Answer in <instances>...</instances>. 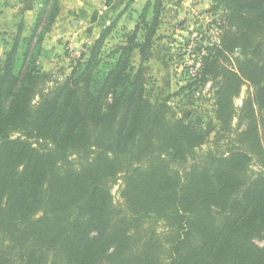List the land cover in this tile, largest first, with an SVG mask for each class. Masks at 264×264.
<instances>
[{
	"label": "trees",
	"instance_id": "1",
	"mask_svg": "<svg viewBox=\"0 0 264 264\" xmlns=\"http://www.w3.org/2000/svg\"><path fill=\"white\" fill-rule=\"evenodd\" d=\"M59 1L0 31V264H264V171L248 176L264 170V0H213L220 42L187 86L212 83L223 133L242 83L256 92L227 151L199 155L207 133L153 99L144 68L164 0L113 45L111 23L56 81L38 63ZM236 50L238 72L222 69Z\"/></svg>",
	"mask_w": 264,
	"mask_h": 264
},
{
	"label": "crops",
	"instance_id": "2",
	"mask_svg": "<svg viewBox=\"0 0 264 264\" xmlns=\"http://www.w3.org/2000/svg\"><path fill=\"white\" fill-rule=\"evenodd\" d=\"M154 0H60L59 14L55 23L46 35L43 43L44 53L39 59V66L43 72L69 73L76 53L88 52L100 35L111 23L117 21L116 29L109 38L122 40L124 32L135 29L138 18L148 2ZM42 5V0H7L0 3V31L12 34L16 26L25 21L27 29L36 23ZM210 0H164L163 22L155 36L153 47L144 68L148 76L154 77L156 88L171 91L173 81L169 54L173 51L174 37L178 38V24L187 22L191 16L188 8L206 10L210 7ZM171 41V43L169 42ZM116 44V43H114ZM81 56V55H80ZM134 63L141 64L140 56L135 53ZM58 78H56L57 80Z\"/></svg>",
	"mask_w": 264,
	"mask_h": 264
},
{
	"label": "rangeland",
	"instance_id": "3",
	"mask_svg": "<svg viewBox=\"0 0 264 264\" xmlns=\"http://www.w3.org/2000/svg\"><path fill=\"white\" fill-rule=\"evenodd\" d=\"M210 1L211 5L206 10H196L194 7H191V9L188 8V13L191 14L190 18L186 20L187 22L179 23L177 26L179 37H174L173 51L169 54L171 77L174 88L171 91L164 93L165 90L156 88L154 77H151L152 80L150 82L154 87L152 93L153 99L155 101L165 102L167 110L171 116L187 121H195L200 124L207 133L206 142L197 150L198 155L203 151L209 150L217 151V153L220 154H224L227 151V147L230 144L229 141L230 139H234L233 137H235L234 135L237 130L244 131L246 128L247 119H241V117L246 115L245 102L249 98L252 100L256 92L255 86H252L247 82L242 83L239 93L234 96L235 98L231 105V111L233 110L231 117L234 116V119L231 121L232 130L230 133H223L216 120L212 83L210 87H207L208 82L205 83V81L187 86L189 82H192L195 79L194 74L197 71L195 68L196 65H198L199 61L202 62V67L199 70L200 73L208 52L214 49L213 44L217 45L220 42L222 30L219 26L221 25L220 16L223 14V10L222 8H216V4L213 0ZM164 12L165 7H163L161 13L158 29H160L163 22ZM119 34V32L115 34L116 40L111 42L112 45L119 41L117 39ZM169 42L171 43V41ZM8 44L9 41L0 45V59L3 58L4 50L8 47ZM204 51L206 55L203 54ZM239 54L240 50H236L233 53L226 52L220 58V64L221 67H223L222 69L238 72L237 59H240ZM45 73L50 77H54L55 80L58 78L56 81L63 80L68 74L61 72H54V74ZM52 87L53 84L49 81L46 88L50 89ZM255 109H258L256 105ZM262 113L260 116L263 115ZM260 131L264 133V123L262 124ZM17 136H19V134L15 133L13 137L16 138ZM195 159L196 157H192L189 160V163L195 161ZM261 171L264 170L257 163L253 162L250 165L248 176L257 174ZM122 181V177H120L111 190L113 200L117 204L121 202L120 189ZM159 230L161 231L163 228L161 227ZM254 243L258 246H263L264 236L255 239Z\"/></svg>",
	"mask_w": 264,
	"mask_h": 264
},
{
	"label": "built area",
	"instance_id": "4",
	"mask_svg": "<svg viewBox=\"0 0 264 264\" xmlns=\"http://www.w3.org/2000/svg\"><path fill=\"white\" fill-rule=\"evenodd\" d=\"M203 50V49H202ZM203 54H205V51H204V53ZM80 53H76L74 56L75 57H77V58H79L80 57ZM206 55V54H205ZM204 55V56H205ZM201 67H202V62L201 61H199V63H198V65H196V72H195V74H194V76H196L198 73H199V70L201 69ZM193 70V69H192ZM211 86V82H209L208 84H207V87H210Z\"/></svg>",
	"mask_w": 264,
	"mask_h": 264
}]
</instances>
